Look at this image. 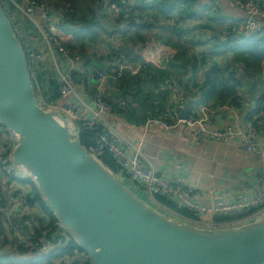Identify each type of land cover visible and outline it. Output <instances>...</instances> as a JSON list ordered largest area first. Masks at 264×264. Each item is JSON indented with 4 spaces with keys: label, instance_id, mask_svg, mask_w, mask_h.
<instances>
[{
    "label": "built area",
    "instance_id": "1",
    "mask_svg": "<svg viewBox=\"0 0 264 264\" xmlns=\"http://www.w3.org/2000/svg\"><path fill=\"white\" fill-rule=\"evenodd\" d=\"M88 1L93 6L92 2ZM228 1L246 16L243 19H226L219 14L220 5L215 1L204 8L201 14H198L199 16H213L219 19L222 23L220 29L222 36L230 40L242 38L256 29L257 20L264 21V6L259 5L256 0ZM151 2L146 0L143 3ZM0 5L7 16L8 8H12V15H9L8 18L25 52L29 70L30 66L36 67L37 72L51 67L56 74L59 98L54 105L47 106L40 97V85L35 82L36 88L34 86L33 80L36 79V74L30 71L38 104L47 110L63 113L70 121V129L74 135L79 133L76 127L78 121H81L86 129L91 131L101 128V131L94 135L92 143L85 148L95 158L102 153H109L120 168V171L114 175L126 188L165 214L172 211L158 203L157 197L169 198L191 215L190 218L181 216V221L200 229L218 230L237 227L254 221L258 214L264 211V112L253 114L254 116L241 131L229 123H224L221 128H217L210 117L201 118L195 112L190 113L191 111L187 118L182 121L179 119V113L186 104L187 97L181 89V85L174 83L169 88L174 97L173 105H170L157 117L146 119L142 126L144 131L149 128H157L159 131L170 132L179 123H182L185 125L186 131L195 127L191 133V140L195 145L198 144L199 139L204 138L215 142H236L235 144L245 154L257 159L262 171L260 179L262 187L253 198L246 202L221 198L204 205L200 201L202 196L197 188L188 186L176 176H162L152 168L143 167L138 160V150L135 147L122 145L119 134L108 130L101 119V114L112 113L110 106L104 101L106 84H115L124 77L129 79L140 77L147 82L152 81L153 71L165 70L174 58L173 52L169 51L171 50L170 47L158 42L155 44L153 52L143 53L142 59L124 58L117 64L115 63L117 59L112 56L114 54H110L107 60H112L114 65L107 70L97 71L94 75L88 76V78H95L96 83L93 91L87 92L85 96L95 103L97 110L91 119L84 120L80 116L78 104L58 106V101L67 100L74 95L76 87L71 69L61 70L59 65H63V63L68 67L77 65L81 73L90 70L89 65H84V59L81 58L80 54L83 51L88 53L95 46V43L90 40V36H85L86 30L84 29L87 26L77 25L75 30L77 33L73 37L77 41L79 49L74 50L69 44V40L72 39L69 33L74 26L72 19L65 17L62 4L57 0H0ZM137 5L136 0L98 1L102 23L105 28L112 29V31H108L111 36H103L105 42L113 43L116 40L118 27L127 22L133 8ZM63 8H70V4H63ZM93 8L95 9L94 6L88 9L92 10ZM183 9L184 5L180 4L178 10L163 25L173 28L186 21L182 17ZM16 21L20 23L15 24L14 27ZM24 23L29 24V34L18 29ZM97 54L102 58L107 56L105 51ZM231 84L234 86L235 93L231 97L232 99L230 98L228 101L230 105L219 102L217 105H208V112L209 109H213V113L225 111L227 115H231L233 114L232 103H236L239 109L247 107L246 101L241 99L242 95L238 92V85H235L234 82ZM120 105L123 106L124 102L121 101ZM16 141L17 137L0 125V235L2 241H4V237L8 241L7 244L3 245L6 249L17 250L16 244H19L29 254L38 253L39 257L34 258L29 264L87 263L86 255L82 251L79 252L69 235L64 232L63 239L58 240L54 228L60 227V224L49 211L50 209L41 195L40 198L46 203L48 209L47 212L42 213L40 211L39 214L46 221L43 222L40 232L35 237L29 238L24 233L25 228L30 225V215L33 211H38L31 207L38 195L32 191V185L28 181L29 175L21 167L11 163V153L16 146ZM11 182L17 187H14L6 195L7 191H3V186H8ZM216 218H233L234 220L226 223L214 222Z\"/></svg>",
    "mask_w": 264,
    "mask_h": 264
},
{
    "label": "water",
    "instance_id": "2",
    "mask_svg": "<svg viewBox=\"0 0 264 264\" xmlns=\"http://www.w3.org/2000/svg\"><path fill=\"white\" fill-rule=\"evenodd\" d=\"M191 105L186 102L180 120ZM0 125L17 137L11 163L29 175L87 264H264V217L218 230L171 218L103 167L63 113L41 107L1 5Z\"/></svg>",
    "mask_w": 264,
    "mask_h": 264
},
{
    "label": "crops",
    "instance_id": "3",
    "mask_svg": "<svg viewBox=\"0 0 264 264\" xmlns=\"http://www.w3.org/2000/svg\"><path fill=\"white\" fill-rule=\"evenodd\" d=\"M140 1L145 2L146 0ZM156 1L157 0H154V3L139 6V8L142 9V21H147H139V25L143 23L147 26L151 25L152 30H138L137 32L140 33L139 35L141 37V40H139V38L134 35V29H130L128 25L122 26L120 36H117L113 43L104 41L102 34L106 31L104 36H111L108 31H112V29L108 28L105 30L101 22L98 1H91V4L97 8L94 18L96 33L93 34L96 40L94 48L88 51L87 56L88 59L94 56V61H99V63L96 64L91 61L89 63L90 71L95 73L97 71L107 70L113 66L114 62L112 60H107V57L111 53H113L114 55L112 56L117 59L115 62L116 64L124 58L131 57L135 60L142 59L144 52H153L155 44L159 41L158 38L160 35H163L165 32L168 36H170L169 33L172 34L173 30L161 31L164 29H159V26L164 24L163 21L157 26L156 24L158 23L151 19V16L155 14L152 12L153 9H151V6H154ZM213 1L219 3V14L225 18L243 19L246 16L241 10L234 8L228 0H192V11L196 14L190 19L186 18V21L174 27V29L177 30L186 27L181 38L184 37V41L186 42L188 56L185 57V59L188 60L190 65L185 67L182 66L183 64L178 65L179 69H176L178 66L173 68L172 64L169 65V63L167 68L162 70L166 76L161 70L153 71V80L150 82L145 80L148 85L146 89H152L156 94L157 92L166 93L168 104L173 105V94L165 89H169L174 83L180 84L184 87L187 101L192 102L190 113L195 112L201 118H205L206 116L210 117L214 126L217 128H221L224 123H229L239 128L241 131L252 118V110H255V107H259L257 101L264 92V50L262 51V49H264V21L257 20L256 29L246 36L249 37L247 40L244 38L241 41L242 46L251 42L248 47L236 51L244 53L242 59H238L236 56H232V54L225 55L228 59L227 63L229 64V69L236 71L240 78V84L237 86V89L242 95L241 99H244L248 104L249 110L248 107L239 109L236 103H232L233 114L231 115H227L225 111L213 113V109H209L208 112V105H217L219 101L213 99L209 101V103L203 102L204 99L201 96L200 90L202 87V74L206 70L205 66L208 65L205 64V61L215 52L218 51L221 53L223 49L227 48L225 44L226 41L229 43V38L222 36L220 31L221 24L217 18L206 16L208 20H204L206 17L197 15V13L201 14V11L213 3ZM256 1L259 2V5L264 6V0ZM78 6V12L73 13L77 18L76 20H79L82 16L90 19L88 8L93 6L90 5L89 1L82 0V2L78 3ZM135 9L133 15H138V8L136 7ZM77 25L78 24H75L70 30L69 35L72 37V39L69 40L70 45L73 42H77L73 37L75 36L74 33L77 29ZM173 37L177 39L175 33ZM219 43H224L225 46H219ZM254 45L259 46L257 50L261 53L256 52L255 48L251 49V46ZM119 48H121V51H119ZM126 48H129L133 54L129 53ZM170 49L169 51L173 52V55H175L177 51L182 50L181 48L172 46ZM103 51H105L107 55L105 58L97 54ZM81 58L84 59L83 57ZM208 62L210 64L209 60ZM203 67H205L204 70L201 69ZM59 68L61 70L71 69L76 81V87L74 95L67 100L58 101V106H62L63 104H78L82 119H91L97 107L95 103L85 95L87 92L93 91L96 80L95 82L90 81V83L82 81V75L77 65L68 67L63 63V65H59ZM50 69L53 70L51 67ZM158 74H160V76H158ZM240 74H242V76ZM132 89L133 91L129 92L125 97L127 105L129 106L125 107V112L128 110H136L139 107L138 104L133 103L132 98V95H136L137 90L135 88ZM143 89V87L139 88V90ZM117 90L118 89L112 86L111 83H107L104 88V99H106L111 106H119L122 101L117 97L119 93ZM226 104L230 105L228 102H226ZM139 112L140 111H138V113ZM126 117H124V119L122 115L118 116L113 112L101 114V119L105 123L106 128L119 134L122 145L125 147H127V145L133 148L135 147V149L138 150V160H140L143 167L152 168L156 173L162 176H176L188 186L197 188L202 196L200 200L202 204L207 205L221 198L246 202L253 198L261 189L262 184L260 183V179L262 177V171L259 162L253 156L245 154L241 148L235 144L236 142H215L204 138L199 139L197 142L198 144L195 145L191 140V133L195 130V127L186 131L185 125L179 123V125L170 132L159 131L157 128H149L147 131H144L142 130L144 123L136 126L128 122ZM28 181L32 185V191L37 195L38 190L35 184L29 178ZM14 187L17 186L11 182L8 186H3V191H7L6 195H8V192ZM38 195L40 196L39 192ZM8 198H10V196H8ZM35 203L33 202L31 207L38 211L32 212L30 215V225L24 230V233L29 238L35 237L36 234L40 232L43 222L46 221L43 216L39 214L40 211L45 213L43 208H47L46 203L42 198L36 200ZM172 213L175 212H171V214ZM50 215L52 216V214ZM177 215L180 216L179 214ZM263 217L264 211L258 214L254 220ZM54 230L57 233L58 240H62L65 231L61 226H56ZM24 251L25 250L20 249L13 250L12 248L6 249L0 235V264H29L34 258L39 257L38 253L29 254L27 251Z\"/></svg>",
    "mask_w": 264,
    "mask_h": 264
},
{
    "label": "trees",
    "instance_id": "4",
    "mask_svg": "<svg viewBox=\"0 0 264 264\" xmlns=\"http://www.w3.org/2000/svg\"><path fill=\"white\" fill-rule=\"evenodd\" d=\"M57 1L62 4V9L64 10L63 12H64L65 17H67V18L70 17L72 19L73 25L83 24L84 26H87V25L93 24V17L95 15L94 10H89V13L91 16L90 19H87L85 16H82L81 18H79V20H76L77 18L75 17V15L73 13L78 12L79 0H57ZM96 1H99V0H96ZM178 1H181V0H157L155 2V5L151 6V9H153L152 12L155 13L154 15L151 16V19L154 20V22L158 23V24H156L157 26H159L160 23L162 21H164V19L167 16H170V13H172L176 9H178V3H177ZM67 3L70 4V8L64 9L63 4H67ZM183 3L186 6L187 12H186V10L182 11V13H183L182 17L184 19H186V17H188L189 19L192 18L193 15L196 14V13H193V11H192V7H191L192 0H183ZM141 11H142L141 8L137 9L138 15H135V14L133 15V12H132L130 15V18L128 19V24H127L128 27H130V29L135 30L134 35H136V37H138L139 40H141L140 39L141 37L139 35L140 33L137 32L138 30H143V29L144 30H152L151 25L147 26L145 23L139 25V21L140 22H147V21H142L141 16H143V14H141ZM9 15L10 16L12 15V8L11 7L8 8V16ZM17 23H20V22L16 21L14 23V27H15V24H17ZM91 27H92V25H91ZM163 27L164 26H159V29H161ZM18 29H21L26 34L30 33L29 32V30H30L29 24H27V23H24L23 25L18 27ZM179 30H182V31H179ZM184 30H186V27L178 29V30L173 29L172 34L169 33L170 36H167L166 37L167 39L163 40L165 44H170L169 46L182 49L181 51H177V53H176L177 55L175 54L174 58L170 61L169 65L172 64L173 68L178 66V65H182V64H183L182 65L183 67L190 65L188 60L185 59V57L188 56L187 55L186 42L184 41V37L181 38ZM76 33L77 32H75L74 35H76ZM174 33L177 36V39L175 37H173ZM93 34H94L93 32H89V34H85V36L86 35L90 36V38H91L90 40L93 43H95L96 39H95V36H93ZM227 42L228 41H226L225 44H227ZM250 43L251 42L247 43L245 47H248L250 45ZM221 45L225 46L224 43H219V46H221ZM257 47H259V46L254 45V46H251V49L255 48L256 52L261 53L257 50ZM226 50H228V48H226ZM81 53H84V51ZM225 53L226 52L220 53L217 51L211 57L207 58L205 56L210 61V64H209L208 60L205 61V64H208V65L205 66L206 70L202 74V83H201L202 87L200 90L201 96L204 99L203 102H205V103H209V101H212L213 99H216L217 101H219V103L228 102L229 99L235 93V91L233 90V87L230 84V81L234 82L238 86L240 84V82H239L240 78L238 77V74H236V72L234 70L229 69V64L226 62V60L224 58ZM111 54H113V53H111ZM82 57L84 58L83 63L85 66H88L91 61L95 62L91 58H90L91 60L88 59L87 53L85 55H83ZM130 59L133 60V58H131V57H130ZM96 60H98V59H96ZM95 63L98 64L99 61H97ZM205 67H203L201 69L204 70ZM176 69H179V66ZM30 71H31V73L36 74V79L33 80V82H34L35 88H36L35 82L40 85V97H41V99L45 102V104L47 106L54 105L59 98V94L57 92V83H56L55 72L48 67H47V70L37 72L36 67H31V66H30ZM159 73H161V72H159ZM226 73H227V76H226ZM230 73H232V74L230 75ZM81 75H82V81L88 82V83H90V81L95 82V78H93V77L88 78V76L94 75V73L92 71H90V70L85 71L84 73H81ZM164 75L166 76L165 73H164ZM152 76H154V73ZM158 76H160V74H158ZM72 77L74 78L73 72H72ZM74 80H75V78H74ZM111 84L116 89H118L117 92H119V93L117 94V97H119L124 102V105L123 106H121V105L111 106L107 102V100L104 99L105 103L108 106H110V108L114 114H116L118 116L122 115L123 118L127 116L126 120L128 122L136 125V126L145 123L146 119H148V118L157 117L166 108H168L170 106V104H168V102H167V97H166L167 94L166 93L157 92V94H156V92H154L152 89H149V90L146 89V87L148 88V85L146 84V81L144 78L142 79L140 77H134V78L129 79L128 77H124L121 80H119L118 82H116L115 84H113V83H111ZM140 87H143L144 89L139 90ZM132 88H135L137 90L136 95L135 94L132 95L133 103L138 104L139 107L136 110H132V111L128 110L127 112H125L126 111L125 107H129L127 105L125 97H126V95L129 94V92L133 91ZM181 89H183L185 96H186V92H185L183 86H181ZM165 90L169 91L171 93L170 89H165ZM257 105L259 106V110L255 111V112H258L257 114L263 113L264 112V92L258 98ZM247 107L249 110L248 104H247ZM138 111H140V112L138 113ZM251 113L253 114V112H251ZM263 118H264V116H263ZM76 127L78 128V132H79V133H77V136L80 138L82 145H84L85 147H88L92 143L94 135L97 132L101 131V128H98L97 130H93V131L88 130V129H86V127L83 125V123L81 121L76 122ZM97 160L103 165V167L107 168L113 174H117L120 171L119 166L115 163V161L113 160L112 156L109 153L105 152V153L100 154L97 157ZM37 195H38V192H37ZM36 200H40L39 195L35 199V201ZM157 201H158V203L164 205L165 207H167L171 211H173V212H175V213H177L183 217H187V218L191 217V215L186 210L178 207L173 201H171L169 198H167L165 196L157 197ZM43 209L45 210V212H47L48 208H43ZM232 220H234V219L233 218H216L214 222L226 223V222H230ZM0 229H1V226H0ZM4 238L5 239L2 242L5 245L8 243V241H7L6 237H4ZM16 246L18 247L17 248L18 250L19 249L25 250L19 244H16ZM78 250H79V252H81L79 247H78ZM73 264H80V263L74 262ZM85 264H87V263L85 262Z\"/></svg>",
    "mask_w": 264,
    "mask_h": 264
},
{
    "label": "clouds",
    "instance_id": "5",
    "mask_svg": "<svg viewBox=\"0 0 264 264\" xmlns=\"http://www.w3.org/2000/svg\"><path fill=\"white\" fill-rule=\"evenodd\" d=\"M136 3L138 4L137 6H135L134 8H133V11L132 12H135V8L137 7V8H139V6H143V5H145V4H150V3H143V2H141L140 0H136ZM151 3H154V0L151 2ZM178 3V8H179V5L180 4H183L184 5V3H183V0H181V1H178L177 2ZM94 6V5H93ZM96 7H95V9L93 8L92 10H94L95 11V15H94V17H93V24H90V25H87V27L84 29V30H86V34H89V32H93V33H96V26H95V24H94V18H95V16H96ZM176 10H178V9H176ZM175 10V11H176ZM186 10V6L184 5V9L182 10V11H185ZM99 11H100V9H99ZM186 12H187V10H186ZM199 14V13H198ZM197 14V15H198ZM100 15H101V12H100ZM172 14H170V16H171ZM170 16H167L166 18H165V20L163 21V23L170 17ZM182 16H183V13H182ZM90 18H91V16H90ZM186 18H188V17H186ZM226 19H229V18H226ZM186 20V19H185ZM219 20V19H218ZM102 22V21H101ZM219 22H220V20H219ZM103 24V23H102ZM128 24V20H127V22L124 24V25H121V26H119L118 27V30H117V32H118V36H120V31H121V28H122V26H126ZM220 24L222 25V23L220 22ZM91 25H92V27H91ZM104 26V25H103ZM162 26H164V25H162ZM91 27V28H90ZM165 27V26H164ZM163 27V29L164 30H166V31H170V30H173L174 29V27L173 28H168V27H165L164 28ZM89 28V29H88ZM104 28H105V26H104ZM108 28H105V30H107ZM83 30V31H84ZM106 32V31H105ZM105 32L102 34V37L105 35ZM248 39L249 37H246V36H244V37H242V38H239V39H233V40H230L229 39V43L227 42V48H228V50H226V48L224 49L225 51L224 52H226L225 54H224V58H225V60H226V62H228V59L225 57V55L226 54H230V52H229V49L234 45V44H236V43H240L241 44V41L243 40V39ZM247 44V43H246ZM246 44L245 45H243V47L244 48H246L245 46H246ZM169 47H171V46H169ZM224 47V46H223ZM223 51H221V53H224ZM232 56H234V55H232ZM231 70V69H230ZM236 72V71H235ZM232 73H230V75H231ZM236 74H237V72H236ZM226 76H227V73H226ZM231 83H233L232 81H230V84ZM235 84V83H234ZM236 85V84H235ZM231 86L233 87V90H234V86L231 84ZM252 110V109H251ZM250 110V111H251ZM259 110V107L258 108H256L255 107V110H252L253 111V114H256L257 112H255V111H258Z\"/></svg>",
    "mask_w": 264,
    "mask_h": 264
},
{
    "label": "rangeland",
    "instance_id": "6",
    "mask_svg": "<svg viewBox=\"0 0 264 264\" xmlns=\"http://www.w3.org/2000/svg\"><path fill=\"white\" fill-rule=\"evenodd\" d=\"M204 20H208V18L206 17V18H204ZM161 31H166V30H161ZM168 36V34L165 32L163 35H160L159 36V38H158V42H162L163 44H165L164 43V41H162V40H166L167 37ZM157 42V43H158ZM172 42V41H171ZM166 46H168L169 47V45L170 44H165ZM71 47L74 49V50H78L79 49V46H78V44L76 43V42H74V43H72L71 44ZM244 47L240 44V43H236V44H234L230 49H229V52H230V54H232V55H234V57L236 56L238 59H242L243 57H244V53H242V52H236V51H238V50H242ZM264 49H262V51H263ZM223 52L225 51L224 49L222 50ZM87 52H85V53H80L81 54V56H83V55H85ZM91 58H92V60H94L95 58H94V56H91ZM161 210V209H160ZM162 211H164L165 212V210H162ZM173 212V211H172ZM174 214V215H173ZM167 215L170 217L171 216V218H174V219H178V220H181V215L180 216H178L177 215V213H170V212H167ZM173 215V216H172Z\"/></svg>",
    "mask_w": 264,
    "mask_h": 264
}]
</instances>
